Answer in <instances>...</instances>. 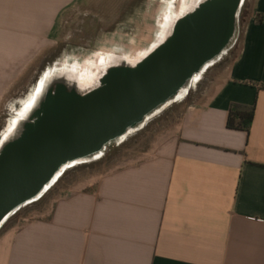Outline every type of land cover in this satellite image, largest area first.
<instances>
[{
	"label": "crops",
	"instance_id": "crops-1",
	"mask_svg": "<svg viewBox=\"0 0 264 264\" xmlns=\"http://www.w3.org/2000/svg\"><path fill=\"white\" fill-rule=\"evenodd\" d=\"M79 1L0 0V111ZM261 85L257 0L235 60L187 103L170 134L60 195L47 218L3 224L0 264H264ZM233 103L256 105L250 133L227 128Z\"/></svg>",
	"mask_w": 264,
	"mask_h": 264
},
{
	"label": "water",
	"instance_id": "water-1",
	"mask_svg": "<svg viewBox=\"0 0 264 264\" xmlns=\"http://www.w3.org/2000/svg\"><path fill=\"white\" fill-rule=\"evenodd\" d=\"M243 3L198 0L142 60L108 66L87 90L49 79L0 146V227L67 169L99 158L177 100L233 41Z\"/></svg>",
	"mask_w": 264,
	"mask_h": 264
},
{
	"label": "rangeland",
	"instance_id": "rangeland-1",
	"mask_svg": "<svg viewBox=\"0 0 264 264\" xmlns=\"http://www.w3.org/2000/svg\"><path fill=\"white\" fill-rule=\"evenodd\" d=\"M197 1L80 0L57 23L55 31L46 39L44 52L20 77L4 102L0 111V145L15 134V124L25 115L28 104L41 93L49 79L66 72L79 79L84 87H91L101 66L109 63L111 57L122 56L138 62L159 42L172 22ZM256 2L244 0L233 41L216 64L209 66L207 72L193 82L183 98L174 100L150 117L122 142L109 145L99 158L69 168L38 203L8 218L4 229L27 220L47 218L60 195L75 186L92 185L107 172L142 157L157 141L168 136L187 103L194 101L196 95L204 92L235 60Z\"/></svg>",
	"mask_w": 264,
	"mask_h": 264
},
{
	"label": "bare ground",
	"instance_id": "bare-ground-1",
	"mask_svg": "<svg viewBox=\"0 0 264 264\" xmlns=\"http://www.w3.org/2000/svg\"><path fill=\"white\" fill-rule=\"evenodd\" d=\"M189 10V9H188ZM187 10V11H188ZM186 11V12H187ZM185 12V13H186ZM185 13H183V14H185ZM183 14H181V15H183ZM181 15H179L178 17H180ZM178 18H176V20H177ZM175 23V22H174ZM174 23L172 24V25H170V27H168V29L166 30V31H164V33L162 34V36H161V38H160V40H159V42L161 41H164L169 35H170V33H171V31H172V28H173V25H174ZM159 42H157V43H155L153 46H152V48L147 52V54H149V52L151 51V50H153L155 47H157V44L159 43ZM146 55H144L140 60H142L144 57H145ZM110 62L109 63H105V64H103L102 66H101V68H100V70H99V72H98V74L94 77V81H95V84L94 85H92V86H96L98 83H97V79L103 74V72L105 71V69L108 67V66H119V65H122V64H125V65H134L135 63H137V61H130L128 58H126V57H122V56H114V57H111L110 58ZM139 60V61H140ZM138 61V62H139ZM201 77V73L200 74H198V75H196L195 76V79H194V81H198L199 80V78ZM52 79H64L68 84H73L74 86H77V88L79 89V90H87L88 88H90V87H84L82 84H81V82H80V80L79 79H77V78H75V77H71V76H69V74L68 73H62V74H60V76H54V77H52L49 81H51ZM49 83V82H48ZM91 86V87H92ZM188 90V87H185L180 93H179V95H178V98H183L185 95H186V91ZM39 95H40V93L39 94H37V95H35L33 98H32V100H31V102L28 104V106H27V111L25 112V115L22 117V118H24L31 110H32V108L34 107V105L37 103V100H38V98H39ZM22 118H20L18 121H17V125H19V123L22 121ZM15 124V129H16V125ZM13 127L11 128V129H14ZM10 129V130H11ZM10 134H8V136H9ZM8 136H6V137H8ZM5 137V138H6ZM5 141H7V139H4V141L1 143V145L5 142ZM0 145V146H1Z\"/></svg>",
	"mask_w": 264,
	"mask_h": 264
},
{
	"label": "trees",
	"instance_id": "trees-1",
	"mask_svg": "<svg viewBox=\"0 0 264 264\" xmlns=\"http://www.w3.org/2000/svg\"><path fill=\"white\" fill-rule=\"evenodd\" d=\"M256 19L258 23L262 22L260 15H257ZM259 89L264 90V85L259 86ZM255 115L256 105L248 106L239 103H233L228 113L227 128L230 130L250 133Z\"/></svg>",
	"mask_w": 264,
	"mask_h": 264
},
{
	"label": "flooded vegetation",
	"instance_id": "flooded-vegetation-1",
	"mask_svg": "<svg viewBox=\"0 0 264 264\" xmlns=\"http://www.w3.org/2000/svg\"><path fill=\"white\" fill-rule=\"evenodd\" d=\"M223 54V53H222ZM221 54V55H222ZM221 55L219 56V57H217L214 61H212V63L209 65V66H214L215 64H216V62L220 59V57H221ZM209 66L207 67V68H209ZM207 68L201 73V76L202 75H204L206 72H207ZM90 161H92V160H83V161H81V163H79V164H82V163H87V162H90ZM74 167V166H73ZM72 168V167H71ZM68 170V169H67ZM66 170V171H67ZM65 171V172H66ZM65 172H64V174H65ZM63 174V175H64ZM62 175V176H63ZM58 182V180L57 181H55L54 183H52V184H50V186L45 190V192H44V194H41L40 196H38L36 199H34L33 201H31V202H29V203H27L26 205H24L22 208H20L18 211H16L13 215H11L9 218H12V217H14L15 215H17L19 212H21V210L24 208H27V207H30V206H33V205H35L36 203H38L52 188L51 187H53V185L55 184V183H57Z\"/></svg>",
	"mask_w": 264,
	"mask_h": 264
}]
</instances>
